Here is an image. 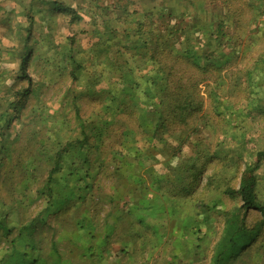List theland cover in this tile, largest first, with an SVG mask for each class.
Masks as SVG:
<instances>
[{
    "label": "trees",
    "instance_id": "obj_1",
    "mask_svg": "<svg viewBox=\"0 0 264 264\" xmlns=\"http://www.w3.org/2000/svg\"><path fill=\"white\" fill-rule=\"evenodd\" d=\"M263 179L264 0H0V264H264Z\"/></svg>",
    "mask_w": 264,
    "mask_h": 264
},
{
    "label": "rangeland",
    "instance_id": "obj_2",
    "mask_svg": "<svg viewBox=\"0 0 264 264\" xmlns=\"http://www.w3.org/2000/svg\"><path fill=\"white\" fill-rule=\"evenodd\" d=\"M51 95V94H50ZM49 95V96H50ZM27 130L29 131V127H27ZM206 136V134L204 133V134H202L200 137H205ZM199 137V138H200ZM201 139V138H200ZM25 145H26V142H25V140H24V138L20 141V144H19V149L21 148V147H25ZM19 151V150H18ZM182 153H184V155H186L187 156V158H190L191 156H193V152L192 151H190V149H183V152ZM14 155H17L16 153L14 154ZM215 167V165L214 164H212V165H210L209 167H208V174H210L211 172H212V170H213V168ZM158 169L160 168V166H158L157 167ZM1 182H4L3 181V179H2V181ZM207 182V176H205V183ZM261 187H264V179H263V182H262V186ZM197 196H199V198H201V199H204V200H206V202L207 203H215V202H217V201H219V200H222L223 201V203H224V206L226 205V207L228 208V207H232V206H235V205H237V204H239V201H234V200H232V199H230V198H228V197H224V196H222L221 195V193L220 192H218L215 188H209V189H207V188H204V189H201L199 192H198V194H196V197ZM187 211H189L190 213H194V210L193 209H191V208H188L187 209ZM214 218L216 219V220H218L219 222H221L222 221V219H221V216L219 217V215H218V213L217 212H214ZM254 219H255V217L253 216V217H251V219H250V224H252L253 222H254ZM168 230H169V228H168ZM171 234H172V232H171V230H169L168 232H167V234L165 235V237H164V239H165V244L166 245H162L161 247H159L162 251L161 252H166V251H168V249H169V244H170V242H171V240H174V242L176 243V245L177 246H182L181 245V243H179V236L177 237V238H173L172 236H171ZM184 245V244H183ZM202 254H204L203 255V262L202 263H200V264H210V254H209V252L207 253V252H201ZM182 254H183V251H181V250H179V248H178V250H177V253H175V255L176 256H182ZM1 253H0V259H1ZM145 263L144 264H158V260L160 259V252H159V250H155V251H152V257L150 258V259H148V255H147V257H146V255H145ZM142 261V260H141ZM125 262V261H124ZM264 262V261H263ZM109 264H113V262H111V263H109ZM120 264H126V262L125 263H123V258H122V260H121V263Z\"/></svg>",
    "mask_w": 264,
    "mask_h": 264
}]
</instances>
